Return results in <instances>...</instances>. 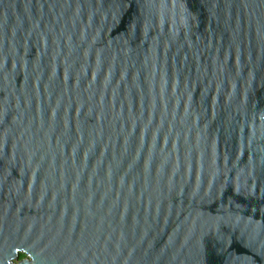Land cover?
<instances>
[{
  "label": "water",
  "instance_id": "obj_1",
  "mask_svg": "<svg viewBox=\"0 0 264 264\" xmlns=\"http://www.w3.org/2000/svg\"><path fill=\"white\" fill-rule=\"evenodd\" d=\"M0 264H264V0H0Z\"/></svg>",
  "mask_w": 264,
  "mask_h": 264
},
{
  "label": "flooded vegetation",
  "instance_id": "obj_2",
  "mask_svg": "<svg viewBox=\"0 0 264 264\" xmlns=\"http://www.w3.org/2000/svg\"><path fill=\"white\" fill-rule=\"evenodd\" d=\"M27 257V255L23 251H19V259H23Z\"/></svg>",
  "mask_w": 264,
  "mask_h": 264
}]
</instances>
